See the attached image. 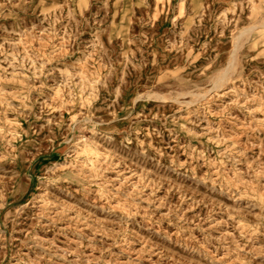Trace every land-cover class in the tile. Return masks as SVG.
<instances>
[{
    "label": "rangeland",
    "instance_id": "374dc122",
    "mask_svg": "<svg viewBox=\"0 0 264 264\" xmlns=\"http://www.w3.org/2000/svg\"><path fill=\"white\" fill-rule=\"evenodd\" d=\"M256 195L264 0H0V264H264Z\"/></svg>",
    "mask_w": 264,
    "mask_h": 264
},
{
    "label": "bare ground",
    "instance_id": "6f19581e",
    "mask_svg": "<svg viewBox=\"0 0 264 264\" xmlns=\"http://www.w3.org/2000/svg\"><path fill=\"white\" fill-rule=\"evenodd\" d=\"M91 169L92 170L95 169L93 165H91ZM255 198H256L259 206H261V207L264 206V198L262 195H256Z\"/></svg>",
    "mask_w": 264,
    "mask_h": 264
}]
</instances>
